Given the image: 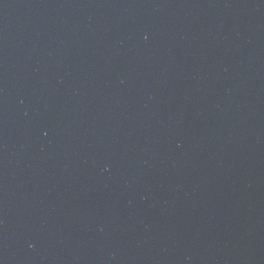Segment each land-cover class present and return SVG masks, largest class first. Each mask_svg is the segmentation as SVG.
Instances as JSON below:
<instances>
[{
    "label": "water",
    "instance_id": "1",
    "mask_svg": "<svg viewBox=\"0 0 264 264\" xmlns=\"http://www.w3.org/2000/svg\"><path fill=\"white\" fill-rule=\"evenodd\" d=\"M0 264H264V0H0Z\"/></svg>",
    "mask_w": 264,
    "mask_h": 264
}]
</instances>
